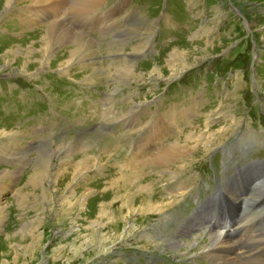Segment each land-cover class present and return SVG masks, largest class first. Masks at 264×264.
Listing matches in <instances>:
<instances>
[{
    "label": "rangeland",
    "instance_id": "obj_1",
    "mask_svg": "<svg viewBox=\"0 0 264 264\" xmlns=\"http://www.w3.org/2000/svg\"><path fill=\"white\" fill-rule=\"evenodd\" d=\"M17 2L0 0V171L14 174L0 179V264H212L208 232L178 236L199 226L190 201L236 192L238 217L255 203L251 222L264 216V180L252 198L236 186L264 173V0H105L75 18L68 0L53 16L84 51L56 47L52 12ZM174 143L178 162L126 166Z\"/></svg>",
    "mask_w": 264,
    "mask_h": 264
},
{
    "label": "bare ground",
    "instance_id": "obj_2",
    "mask_svg": "<svg viewBox=\"0 0 264 264\" xmlns=\"http://www.w3.org/2000/svg\"><path fill=\"white\" fill-rule=\"evenodd\" d=\"M1 1H3V0H1ZM4 1H5L4 10L10 9L11 7L15 6V1H16V3H18L17 0H4ZM103 1H105V0H75V2L73 3V6H70L69 7L68 6V0H24V2H26L28 5H34V6H36V8H43V9H47V11H51L52 12V14H51V16L49 18H50V21L53 22V23L51 24V26H49L48 36L46 37V38H48L51 41V43H55L56 41H60V42L63 41L65 43V45H66V43H68V44H70L71 47H72V45H74L75 48L78 47L79 48L78 51L89 50L90 49V44L88 42L83 41L79 36H77L70 28H68L65 25V23L63 24L62 22L58 21V19H59V17H60L61 14H59L57 16H53V15L55 13H58L61 9H64L65 7L68 6V10H69L70 15H71L72 18H75V16L76 17H83V16L85 17V15H87V14H92V12L95 11V9L98 8V6L100 4H103ZM42 14H45V11H40L39 12V17H41ZM55 44H56L55 46L58 47L57 43H55ZM59 44H61V43H59ZM50 45H52V44H50ZM55 46H52V47L54 48ZM80 46H83V47H80ZM50 48H51V46H50ZM53 50H56V48L53 49ZM200 133H202V132H200ZM5 136L6 137H9L8 133L7 134L0 133V137L1 138L3 137V139H4ZM198 141H200V140H198ZM192 143H194V142H192ZM186 148L187 147H183L182 148V146L179 143H174V144L166 147L161 152V154L155 156L154 158L153 157L152 158L151 157L150 158H147V157H144V156H142V157H140V156H129L130 159L127 161L126 166L127 167H130V168H132V169H134L136 171H138V173L141 172L140 170H143L146 167L148 168L151 165H153L154 163H156L158 165L161 164L160 166H164L165 167V166H167L171 162H174V161H177L178 162L179 160H182L183 157H185V155L188 154V152H187L188 149H186ZM190 148H192V147H190ZM48 151H50V150H48ZM41 156H42V154H41ZM45 165H48V164H45ZM39 166H40V169L38 170V172H40L41 168L43 167V163L40 162L39 163ZM136 167H138L139 169H137ZM72 172L74 174V170H72ZM4 173H5V175H4ZM4 173L3 172L0 173V179H2V180H10V182H11V179H9V178H12L10 176L11 175H14V174H12V173H6V172H4ZM39 174L40 175L38 177V173L37 172L35 173V179L37 178L36 180H38L39 178H43L44 177L43 176L44 173H39ZM54 181L56 182V180H54ZM261 184L262 183L259 182L256 185L257 187H255L254 190H258L259 188H261L260 187ZM57 186H58V184H57ZM251 193H253V191ZM251 193L249 194L250 197L248 196V198H252V194ZM230 195L231 196L230 197L228 196V199H230L231 197H234L235 198L236 197V192H233ZM21 199L22 198H19L18 197V201L21 200ZM165 200H168L167 201L168 204H172V201H171L170 198H165ZM243 200H244L243 198L241 199L238 196V199L235 202H233V204H230V205H231L232 208H236V206H238L237 205V202H240L241 201L240 202L241 207H243L244 209L247 210L248 206L246 207V202H244ZM250 201H253V200L250 199ZM248 202H249V200H248ZM162 204L160 203L159 205L162 206ZM124 206L127 207V209L134 210L132 208L133 204L131 205V201L125 202L124 203ZM145 207L146 208H143L142 209L143 211H145V210L148 211V210H151V209L154 210L155 207H157V210H158V206H156L155 204H152L151 202H148L145 205ZM143 211H141V212H143ZM246 213L247 212L245 211V214ZM103 215H105V212H103ZM1 216H2V213H0V218H1ZM192 217H198L199 218V219H197L199 221V226L198 225H195V224H197L196 221H190V220L187 219L186 223L185 224L183 223L184 225H183L182 229L180 228L181 231L179 232L178 236L179 237H185V235H189L191 237V235H192L191 233L194 232V231H196L197 233H200V232H208L209 235H210L209 236L210 242L208 243V246H206L205 248H203L202 252L203 253H206V252L209 251L207 253V255H206V258L212 264H239V260L243 261V260H247V259H256L259 262V264H264V243L261 240H259V239L254 240L253 238L250 239L251 241L249 240L250 242L247 243V245H248L247 250H245L244 253H242V255H241L240 254L241 251L239 252L237 246H234L233 245V241H231V239H230L231 238V235H227L226 233L224 234L223 232L215 233L216 232L215 230H214V232H211V231L209 232V230L206 229L203 226V224H201L202 223V220L200 219V216L199 215L195 214V212H194L193 214L190 215L189 218H192ZM115 220H117V219H115ZM1 222H2V220L0 221V225H1ZM249 222H251V221H249ZM192 223H194V224H192ZM247 224L237 225V228L238 229L239 228H242V230H243L242 232L246 234L247 231L243 228L242 225H245L246 226ZM246 227H248V226H246ZM249 230H251V232L253 231L252 233H254L255 230L256 231L259 230V232L260 231H263L264 232V228H262L261 226L258 229L256 228L255 230H253V227H250ZM262 234H264V233H262ZM166 239H168V238H166ZM169 239H174V243L172 244V247L176 248V247L179 246V244L175 243L176 242V239L174 237L173 238H169ZM178 241L181 243V241H183V240L178 239ZM188 241H189L188 245H184L183 243L181 244V247H184L183 251L184 250H187L188 252H191L190 251V248L191 247L192 248L193 247L198 248L197 238H194L193 240H188ZM187 246H189V247L191 246V247L190 248H187ZM101 248H102V250L100 252L102 253L105 250V248L103 246ZM188 252H186V253H188ZM249 252L251 254H256V256H249ZM191 256H194L192 254V252H191Z\"/></svg>",
    "mask_w": 264,
    "mask_h": 264
}]
</instances>
